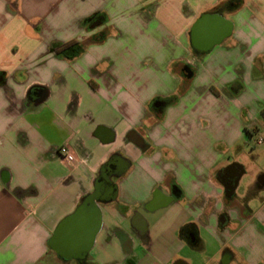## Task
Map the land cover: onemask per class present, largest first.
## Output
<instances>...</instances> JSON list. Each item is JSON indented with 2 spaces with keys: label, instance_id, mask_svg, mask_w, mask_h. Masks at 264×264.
Instances as JSON below:
<instances>
[{
  "label": "crops",
  "instance_id": "1",
  "mask_svg": "<svg viewBox=\"0 0 264 264\" xmlns=\"http://www.w3.org/2000/svg\"><path fill=\"white\" fill-rule=\"evenodd\" d=\"M203 15L225 28L207 50ZM261 138L264 0H0V264H194L202 230L220 246L209 262L264 264V199L221 230L215 179ZM94 206L87 257L62 258L56 229Z\"/></svg>",
  "mask_w": 264,
  "mask_h": 264
},
{
  "label": "water",
  "instance_id": "2",
  "mask_svg": "<svg viewBox=\"0 0 264 264\" xmlns=\"http://www.w3.org/2000/svg\"><path fill=\"white\" fill-rule=\"evenodd\" d=\"M214 22H216V29L211 25ZM217 24L220 28L217 27ZM211 26H213L212 29ZM221 28L218 17L203 15L193 27L194 45L196 47L208 46L210 48L218 42ZM35 97V105L42 104L48 97V91L38 89ZM156 106H160V103H156ZM100 222V211L96 206L92 207L89 213H86L84 209H79L60 223L51 240L52 249L66 260H84L93 245Z\"/></svg>",
  "mask_w": 264,
  "mask_h": 264
},
{
  "label": "rangeland",
  "instance_id": "3",
  "mask_svg": "<svg viewBox=\"0 0 264 264\" xmlns=\"http://www.w3.org/2000/svg\"><path fill=\"white\" fill-rule=\"evenodd\" d=\"M250 139V137H248ZM243 142V145L238 150H230L227 153V159H235L241 160L244 164L252 171L249 173L242 181V186L239 188L237 192V199L241 204L247 205L248 202L253 201L252 207L253 209L262 203L264 199V194H260L259 197H255V192H250L248 190L247 185L253 183L255 175L259 172L260 169L264 168V144L260 145L257 141L252 140L251 145H247ZM241 154V155H240ZM248 190V191H247ZM264 193V192H263ZM201 237L203 239V247L201 250H186L183 252L184 256L192 258L194 260V264H222L223 259L221 257L218 258L216 262H209V258L218 250L220 247L217 243V239L211 233L202 230ZM145 252L137 251V256L141 259L140 264H153L147 256H145Z\"/></svg>",
  "mask_w": 264,
  "mask_h": 264
},
{
  "label": "flooded vegetation",
  "instance_id": "4",
  "mask_svg": "<svg viewBox=\"0 0 264 264\" xmlns=\"http://www.w3.org/2000/svg\"><path fill=\"white\" fill-rule=\"evenodd\" d=\"M193 34V29L191 31ZM196 47V46H195ZM196 49L205 50L208 49V46L196 47ZM182 73L185 76L193 74L191 69L188 66H184ZM36 94V91L34 92ZM261 141V142H260ZM258 144H264V138H261L257 141ZM238 150V149H236ZM227 156V154H226ZM249 174L248 167L241 160L227 159L225 158V163L222 165L215 174L216 182L221 186L223 191V200L226 210L222 211L219 215L220 229L225 230L235 222L231 221L229 212L234 208V204L239 203L243 211L239 213L240 217H246L248 212V203L247 205L241 204L237 199V192L242 186L243 179ZM248 190L252 193L255 192V197L264 192V168L260 169L259 172L255 175L253 183L247 185ZM247 190V191H248ZM237 224V223H236Z\"/></svg>",
  "mask_w": 264,
  "mask_h": 264
},
{
  "label": "trees",
  "instance_id": "5",
  "mask_svg": "<svg viewBox=\"0 0 264 264\" xmlns=\"http://www.w3.org/2000/svg\"><path fill=\"white\" fill-rule=\"evenodd\" d=\"M103 17L101 16H99V17H95V18H93L92 19V21H91V23H90V27L92 26V25H96V24H99V23H101V22H103ZM76 44L75 43H72V44H67V45H64V46H61V47H59V48H57L56 49V52L58 53V54H64V53H68V51H70V50H73V48H74V46H75ZM38 90V88H36V87H34V88H32L31 90H30V92H29V94H28V102H34V92L35 91H37Z\"/></svg>",
  "mask_w": 264,
  "mask_h": 264
},
{
  "label": "built area",
  "instance_id": "6",
  "mask_svg": "<svg viewBox=\"0 0 264 264\" xmlns=\"http://www.w3.org/2000/svg\"><path fill=\"white\" fill-rule=\"evenodd\" d=\"M261 142V141H260ZM60 156L68 162H74L75 157L68 145H64L59 149Z\"/></svg>",
  "mask_w": 264,
  "mask_h": 264
}]
</instances>
